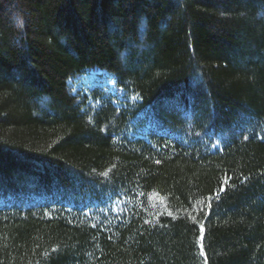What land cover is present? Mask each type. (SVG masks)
<instances>
[{"label": "trees", "instance_id": "1", "mask_svg": "<svg viewBox=\"0 0 264 264\" xmlns=\"http://www.w3.org/2000/svg\"><path fill=\"white\" fill-rule=\"evenodd\" d=\"M0 197V264H264V0H0Z\"/></svg>", "mask_w": 264, "mask_h": 264}, {"label": "rangeland", "instance_id": "2", "mask_svg": "<svg viewBox=\"0 0 264 264\" xmlns=\"http://www.w3.org/2000/svg\"><path fill=\"white\" fill-rule=\"evenodd\" d=\"M70 86L75 94L80 96L89 95L96 90L114 94V96H122L123 90L117 85L113 75L100 68H90L84 73L73 77L69 80ZM155 201H159L160 197L154 196ZM153 198V199H154ZM4 198L0 197V205L4 204Z\"/></svg>", "mask_w": 264, "mask_h": 264}, {"label": "snow or ice", "instance_id": "3", "mask_svg": "<svg viewBox=\"0 0 264 264\" xmlns=\"http://www.w3.org/2000/svg\"><path fill=\"white\" fill-rule=\"evenodd\" d=\"M217 195H218V193H217Z\"/></svg>", "mask_w": 264, "mask_h": 264}]
</instances>
